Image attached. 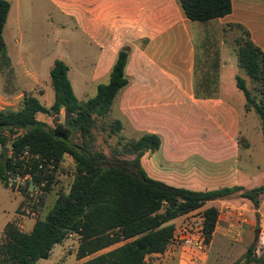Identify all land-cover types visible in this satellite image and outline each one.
<instances>
[{"label":"crops","instance_id":"obj_1","mask_svg":"<svg viewBox=\"0 0 264 264\" xmlns=\"http://www.w3.org/2000/svg\"><path fill=\"white\" fill-rule=\"evenodd\" d=\"M29 1L46 5L42 14L52 29H73L82 45L93 47L95 56L86 69L89 73L83 76L79 68L73 77L94 82L107 78L118 52L127 49L124 74L128 84L114 100L117 98V108L123 110L126 132L134 137L131 140L145 134L160 139L159 149L143 153L140 159L149 178L192 191L263 187L253 186L251 175L244 174L247 168L240 165L242 152L252 155L250 135L254 132L258 140L261 134L263 140L260 122L253 119L257 116L252 115L253 110H245V98L235 85L240 74L233 47L235 32L227 26L241 25L264 53V0H230V14L204 23L188 20L178 0ZM15 3L20 8L19 0ZM16 21L20 26L17 8ZM70 72L68 67L67 78ZM32 79L34 86L28 91L0 89V111L16 110L25 95L33 94L49 108L54 100L50 79L46 83L38 77ZM45 116L57 121L56 116ZM121 126L122 132L123 123ZM10 190L21 200L13 219L1 224L0 239L7 223L17 221L23 227L28 218L18 216L22 194ZM249 206L247 201H211L174 219L170 223L177 230L189 217L202 222V212L209 207L218 211L211 240L202 249L171 243L163 254L147 256L146 264H245V253L252 244L257 264H264V198L258 210ZM240 209L243 220L237 224ZM34 223L35 219L24 233Z\"/></svg>","mask_w":264,"mask_h":264},{"label":"trees","instance_id":"obj_2","mask_svg":"<svg viewBox=\"0 0 264 264\" xmlns=\"http://www.w3.org/2000/svg\"><path fill=\"white\" fill-rule=\"evenodd\" d=\"M185 17L204 23L222 18L231 12L230 0H178ZM10 5L0 0V59L5 60L3 29ZM230 30L239 33L233 40L236 63L248 78L236 76L235 85L245 98V110H253L261 127L264 143V53L250 40L241 25L231 24ZM128 51L118 52L110 70L108 82L99 84L93 98L79 102L73 95L67 78L68 67L55 60L49 70L54 94L53 104L45 108L37 98L25 95L14 111H0V182L6 189V173L19 167L13 159L23 150L54 163V175L65 157L74 164V174L68 192L56 194L50 210L35 220L29 233L21 232L17 221L7 223L0 239V264H36L47 260L56 245L69 235L78 237L75 259L78 264H146V257L163 254L173 241L174 219L202 208L207 202L230 200L238 195L258 210L264 198V187L244 190L240 187L210 191L173 188L147 176L140 159L145 152L153 153L160 147L156 135L145 134L122 146V154L130 157L106 158L88 147L95 119L104 117L116 95L127 84L124 70ZM69 113L71 118L54 126L36 119L38 114L58 116ZM121 122L109 127L110 135H118ZM77 132L81 144L72 141ZM118 154V153H117ZM21 169V166L19 167ZM38 172L35 182L46 179L42 206L50 191L54 175L42 177ZM218 211L209 207L202 212V234L207 245L215 228ZM255 245L245 253V264L255 260Z\"/></svg>","mask_w":264,"mask_h":264},{"label":"rangeland","instance_id":"obj_3","mask_svg":"<svg viewBox=\"0 0 264 264\" xmlns=\"http://www.w3.org/2000/svg\"><path fill=\"white\" fill-rule=\"evenodd\" d=\"M10 5V10L7 16L6 24L3 29V40L5 44V60L0 59V89L10 90L18 89L28 91L33 87V77L44 79L45 83L49 82L48 68L54 60H61L71 68L69 74V82L72 86L74 97L79 102H85L91 99L96 94V88L99 84H106L108 77L100 81H92L90 78H77L73 74H77L79 68L83 76H86L88 69L92 64V58L95 56L93 47L82 45L79 35L75 30L52 29L51 24L46 22V15L42 11L46 9V5L37 4L31 5L29 0H19V7L15 0H6ZM33 6V7H32ZM16 8L19 11L20 26L16 21ZM235 32V37L239 35ZM84 67V70L82 69ZM239 77L244 79L249 88V80L242 70H239ZM48 80V81H46ZM50 93L53 95L52 90ZM33 97L41 100L36 94ZM252 115L256 117L254 112ZM253 118V117H252ZM251 118V119H252ZM36 119L51 126L57 123H63L62 116L54 117L50 121L45 115L38 114ZM257 120L256 118H253ZM115 120L120 121L124 125V130L118 135H110L109 127ZM123 110L117 108V98L112 102L110 111L104 117L95 119V124L91 129V138H86V142L91 151L101 153L106 158L119 156V158L129 159L130 157L122 154V146L127 141L134 138L129 136V131L126 132V124L124 123ZM257 123V121H255ZM257 140L254 132L250 135V143L252 145V155L248 157L247 152H242L240 165L246 169V172L251 175L253 186L264 187V145L261 141V134ZM72 141L76 144H81L77 132H74ZM1 151V149H0ZM9 152V151H8ZM118 153V154H117ZM255 165L259 169H255ZM74 174V164L69 157H65L59 169L54 175V180L50 191L45 196V202L41 207L40 217L45 215L52 207L56 194L59 192L67 193L72 182ZM21 197L10 189H3L0 185V226L5 221L13 216L17 210ZM232 201L246 202L238 195L230 198ZM252 210L253 207L249 206ZM242 210H239L241 214ZM197 217V216H196ZM195 218V217H194ZM196 219V218H195ZM256 226L258 230L259 217L255 214ZM243 220V217H242ZM33 219L25 218L23 227L20 225L22 232H27ZM240 224V221L236 222ZM78 245V237L69 235L60 245L54 246V250L47 260H40L36 264H78L75 259V252ZM245 261V258H244ZM243 263V262H242ZM217 264H228L225 261H220ZM251 264H257L255 259Z\"/></svg>","mask_w":264,"mask_h":264},{"label":"built area","instance_id":"obj_4","mask_svg":"<svg viewBox=\"0 0 264 264\" xmlns=\"http://www.w3.org/2000/svg\"><path fill=\"white\" fill-rule=\"evenodd\" d=\"M9 154V153H8ZM13 162L19 167L14 171H7L6 184L10 189H14L22 194L23 200L18 208L19 217H28L38 219L40 217L42 207V197L45 194L44 188L46 179L35 182L34 177L38 172H31L33 167H37L42 171L41 176L47 177L54 175V163L50 160L41 159L38 155L30 153L28 150L21 151ZM238 221L242 220V215L239 213ZM202 222H199L194 217H189L184 220L182 226L174 230L173 241L178 246L190 247L194 249H202L204 247V237L202 234ZM20 229V225L18 224Z\"/></svg>","mask_w":264,"mask_h":264},{"label":"water","instance_id":"obj_5","mask_svg":"<svg viewBox=\"0 0 264 264\" xmlns=\"http://www.w3.org/2000/svg\"><path fill=\"white\" fill-rule=\"evenodd\" d=\"M71 118V115L69 113H65L64 114V121H68ZM3 151V154H7L8 153V148H0ZM257 231L255 232V237L257 236Z\"/></svg>","mask_w":264,"mask_h":264}]
</instances>
